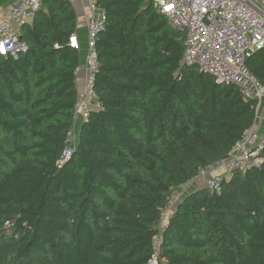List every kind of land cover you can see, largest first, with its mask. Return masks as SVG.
I'll list each match as a JSON object with an SVG mask.
<instances>
[{"label":"trees","instance_id":"trees-1","mask_svg":"<svg viewBox=\"0 0 264 264\" xmlns=\"http://www.w3.org/2000/svg\"><path fill=\"white\" fill-rule=\"evenodd\" d=\"M16 0H0V8ZM95 89L102 108L75 127L83 50L71 0H42L22 27L28 50L0 56V264H264L261 166L220 193L188 183L228 157L255 122L233 84L181 63L184 33L153 0H100ZM247 64L264 83V49Z\"/></svg>","mask_w":264,"mask_h":264},{"label":"built area","instance_id":"built-area-1","mask_svg":"<svg viewBox=\"0 0 264 264\" xmlns=\"http://www.w3.org/2000/svg\"><path fill=\"white\" fill-rule=\"evenodd\" d=\"M99 1L82 0L88 11L87 36L83 62L75 69L78 81L75 115L82 122L102 108L95 89L99 71L97 40L105 28L107 15ZM153 1L170 25L184 33L181 63L212 74L217 82L235 85L245 100L254 102L256 118L252 127L243 133L228 157L219 159L195 179H204L207 188L220 193L223 183L232 179L234 171L245 173L263 162L264 83L251 71L247 59L255 51L264 49V0ZM41 6L42 0H16L10 12L0 19V56L17 57L28 50L21 37L22 27L33 20ZM70 45L83 50L76 33L71 36ZM66 142L61 163L74 152L75 127L68 132ZM179 196L177 193L169 205L180 201ZM165 224L163 220L162 226ZM160 240L159 235L154 236L155 253L148 264L166 261L159 254Z\"/></svg>","mask_w":264,"mask_h":264},{"label":"crops","instance_id":"crops-1","mask_svg":"<svg viewBox=\"0 0 264 264\" xmlns=\"http://www.w3.org/2000/svg\"><path fill=\"white\" fill-rule=\"evenodd\" d=\"M76 12H77V17H78V22H77V36L79 38V40L82 43L83 46V54H85V43H86V36H87V29H86V18H87V8L85 7L84 3L82 2V0H71ZM16 2V1H15ZM14 2V3H15ZM14 3L7 5L6 7H1L0 8V19L5 16L6 14H8L10 12V10L12 9ZM83 75L80 76V79H82ZM79 119L76 120V124H75V135H76V139L78 140V123H79ZM82 121V120H81ZM219 171V170H218ZM203 182V180L201 179H197V180H193L192 182L188 183L187 185H185L183 191L180 194L179 198H181L184 194H186L188 191L196 188V186L201 185ZM188 189V190H187ZM169 218V217H168ZM167 222V221H166Z\"/></svg>","mask_w":264,"mask_h":264},{"label":"rangeland","instance_id":"rangeland-1","mask_svg":"<svg viewBox=\"0 0 264 264\" xmlns=\"http://www.w3.org/2000/svg\"><path fill=\"white\" fill-rule=\"evenodd\" d=\"M81 126H82V121H81V119H80V120H79V123H78V128H77V131H78V132H80ZM78 135H79V133H78ZM201 180H203V182H204V179H201ZM199 186L207 187L205 183H202V184L199 185ZM195 187H197V186L195 185ZM184 188H185V187L181 188L180 193L183 191ZM208 189H209V188H208ZM187 190H188V189H187ZM178 202H179V201H176V202L170 204V205L168 206V208L165 210V212H164V223H166V221L168 220V217L172 214V212L174 211V209H175V207H176V205H177Z\"/></svg>","mask_w":264,"mask_h":264},{"label":"water","instance_id":"water-1","mask_svg":"<svg viewBox=\"0 0 264 264\" xmlns=\"http://www.w3.org/2000/svg\"><path fill=\"white\" fill-rule=\"evenodd\" d=\"M85 122H82V125L84 124Z\"/></svg>","mask_w":264,"mask_h":264}]
</instances>
